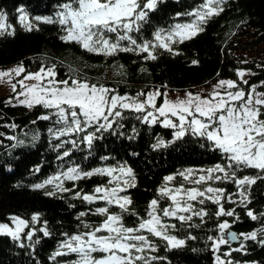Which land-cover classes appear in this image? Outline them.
I'll return each mask as SVG.
<instances>
[{
    "label": "trees",
    "instance_id": "16d2710c",
    "mask_svg": "<svg viewBox=\"0 0 264 264\" xmlns=\"http://www.w3.org/2000/svg\"><path fill=\"white\" fill-rule=\"evenodd\" d=\"M66 2L68 0H0V13L5 16L6 26L5 34L0 35V69L21 63L29 72L38 71L42 66L54 67L57 79L71 77L87 80L130 96L157 89L162 93H197L220 80L239 81L238 70L252 73L246 77L249 84L241 85L246 90L250 85H259L264 81V67H260L264 65V0H226L221 5L223 12L202 25L203 32L183 43L172 44L173 53L156 49V60H145L146 53L121 52L109 57L89 53L78 44L62 41L60 37L65 33L59 24H46L35 19L55 18L59 6ZM202 2L158 0L156 9L149 13L140 33L131 35L142 43L152 40L153 33L158 29L169 30L177 23H191L195 17L185 14L198 8ZM22 13L27 15L26 23L32 24V31H27L21 23L19 17ZM7 32L13 35H7ZM257 91H264V87H258ZM144 98L140 97L141 100ZM8 101V94H0V223L8 225L10 218L16 216L28 221L29 227L21 234L20 241L0 235V264H67L75 259V255L51 259L65 239L64 234L87 231L81 221L98 225L104 219L90 211L105 206L103 202L88 204L73 199L71 192L58 193L62 198L46 196L44 193L51 186L34 189V185L43 183L69 166L78 165L84 171L106 166L118 168L121 165L131 168L135 187L120 195H127L132 201L129 212L134 211L137 216L125 213L124 220L126 226L134 227L138 217L146 216L150 201L160 199L157 192L165 177H175L169 184L171 187L203 188L208 185L188 184L179 173L191 169L197 173L192 177L194 179L202 174L200 169L225 163L221 153L213 150L205 139L186 135L183 139L174 140L173 129L162 127L160 123H143L137 119L142 114L131 111H125V118L119 120L123 127L114 124L113 129L102 134L89 128V133L99 137L94 139L90 149L78 141L77 149L65 144L57 150L55 145L62 140L77 137L53 139L49 129L62 125L54 124L55 116L47 121L38 119L49 110L40 106L29 109ZM79 135L82 137L85 133ZM34 136L38 138L33 139ZM158 141H163L164 146L155 147ZM68 149H72L71 155L58 160V155ZM105 157L107 159H103ZM237 175L254 176L256 172L244 169ZM107 180V177L100 176L81 180L76 182V191L92 193L95 187L107 184ZM208 184L225 190L221 203L226 211L235 210V215L217 219L215 213L218 206L209 201L205 205H195L207 209L209 213L204 223L197 217L193 218L191 223L198 227L164 218L165 222L177 225V229L170 234L184 239L185 246L168 250L163 241L152 237L158 250L148 255L164 258L153 261V264H215L217 255L234 264H264V246L256 241H246L244 252L231 251L239 247L241 233L264 228V180L258 179L247 190L250 201L247 206L239 204L241 198L233 183L210 181ZM65 187L72 188L73 182L65 181ZM229 195L236 203L227 199ZM169 204L167 199L160 200L161 207H168ZM248 210L253 211L258 219L252 220L247 215ZM111 211L120 213L115 206ZM81 212L88 215L79 217ZM33 214H39L38 222L31 221ZM223 221L229 222L231 227L227 231L233 229L240 240L238 244L222 245L220 251L214 253L208 237L219 234L217 225ZM41 228H45L49 235L39 231ZM29 230L34 231L31 241L26 239ZM189 235L195 238L189 239ZM21 243L25 246L20 247ZM229 251L231 255L225 256L224 253Z\"/></svg>",
    "mask_w": 264,
    "mask_h": 264
},
{
    "label": "snow or ice",
    "instance_id": "6c2138e0",
    "mask_svg": "<svg viewBox=\"0 0 264 264\" xmlns=\"http://www.w3.org/2000/svg\"><path fill=\"white\" fill-rule=\"evenodd\" d=\"M225 2L226 0H203L198 8L185 14L195 17L191 23H177L169 30L158 29L153 33L152 40L142 43H138V39L131 34L140 33L148 21L149 13L156 9L158 0H68L59 6L60 10L55 18L35 19L46 24H59L65 33L60 37L62 41L78 44L89 53L105 57L121 52L146 53L145 60H156V49L173 53L172 44L183 43L203 32L202 25L223 12L221 5ZM19 19L27 31L33 30L32 24L26 23L27 15L22 13ZM4 20L5 16L0 13V35L5 34ZM7 35L13 33L7 32ZM251 74L238 70L236 75L239 81L220 80L207 96L189 92L183 99L170 101L167 99V93H162L159 89L130 96L121 95L115 89L87 80L71 77L57 79L54 67L42 66L37 72H29L21 63L11 70H0V83L10 84L12 91L16 93L17 104L29 109L40 106L49 110L47 114L39 116V120L47 121L53 116L56 117L54 124L62 127L49 129L53 139L60 140L61 137L74 135L77 137L62 140L55 145L57 150L65 144H71L72 149H77L79 143L86 144L90 149L94 139L99 137L95 133H89V128H94L96 133L102 134L113 129L114 124L123 127L119 120L125 118V111H131L142 114L137 116V119L143 123H160L162 127L173 129L174 140L183 139L186 135L205 139L213 150L221 153L225 161L224 164L217 163L213 167L200 169L202 174L196 179H192L194 171L191 169L179 173L188 184L208 185L203 188H187L184 185L169 187L175 177H165L164 184L157 192L160 199L150 201L146 216L138 217V223L134 227L126 226L124 220L125 213L137 216L134 211L129 212L132 201L127 195H120L128 188L135 187L134 173L125 165L118 168L99 167L90 171H84L78 165L69 166L43 183L34 185L35 190L51 186L50 190L45 191L46 196L62 198V195L57 194L71 192L73 199H80L88 204L100 201L105 205L90 210L91 214L104 217L101 223L90 225L81 221L87 231L72 235L65 233V239L60 242L51 259L75 255L76 259L68 261L67 264H153V261L163 260V257L148 255L158 250L152 237L163 241L168 250L185 246L184 239L170 234L177 229V225L165 222L164 218L177 220L181 225L198 227L199 225L191 223L193 218L197 217L204 223L209 213L207 209L197 208L195 205H205L209 201L218 206L215 213L217 219L235 215V210L226 211L221 203L225 198V190L211 186L208 184L210 181L233 183L238 190L237 195L241 198L239 204L247 206L250 202L247 190L256 184L258 179L264 180V91H257L258 87H264V81L259 85H250L246 90L241 85L249 84L244 77ZM17 77L22 78L13 83V79ZM26 81L34 83L27 84ZM18 86L20 91H17ZM142 96L145 97L143 100L140 99ZM160 97H163V102L157 106L156 101ZM8 103H11V100ZM80 133L85 135L80 137ZM160 146H164L163 141H158L155 145ZM72 149L63 151L57 159L64 160L69 157ZM244 169H254L256 175L238 176L237 173ZM93 176L107 177V184L95 187L92 193L76 191V182ZM65 181L73 182V187H65ZM161 199L170 201L169 206L161 207ZM227 199L236 203L231 200L230 195ZM113 206L120 209L119 214L111 211ZM86 215L88 213H79V217ZM247 215L252 220L258 219L251 210H248ZM10 219L14 228L0 223V235L20 241L21 234L29 227V222L16 216ZM39 219V214H33L31 217L33 223ZM230 227L228 221L220 222L217 225L219 234L208 237L214 253L219 252L222 245H230L232 241L238 240L236 233L227 231ZM39 231L45 236L49 235L45 228ZM33 235L34 231L29 230L26 239L31 241ZM240 237L242 239L239 247L231 251L244 252L245 242L249 240L264 246V238H261L264 237V228L251 233H241ZM188 238L195 237L189 235ZM19 246L25 245L21 243ZM231 251L225 252L224 255L230 256ZM96 253L102 255H94ZM215 264H232V261L222 260L217 255Z\"/></svg>",
    "mask_w": 264,
    "mask_h": 264
},
{
    "label": "rangeland",
    "instance_id": "374dc122",
    "mask_svg": "<svg viewBox=\"0 0 264 264\" xmlns=\"http://www.w3.org/2000/svg\"><path fill=\"white\" fill-rule=\"evenodd\" d=\"M195 19V18H194ZM18 65H11V66H8V67H6V68H4V69H0V70H3V71H8V70H11V69H13V68H15V67H17ZM39 71V70H38ZM32 72H37V71H32ZM246 77H247V75L244 77V79H246ZM22 77H17V78H15V79H13V83H15L16 82V80H18V79H21ZM25 83H27V84H31V83H34V81H26ZM218 82H216L215 84H213V85H211V86H207L206 88H201L202 90H200L199 92H197V93H192V94H200V95H202V96H207L209 93H211L212 91H213V87L217 84ZM17 91H20V89H19V86L17 87ZM154 91H156V90H154ZM153 92V91H152ZM166 93V92H165ZM186 93H189V92H181V93H170V92H168L167 93V99L168 100H170V101H175V100H177V99H183V98H185V94ZM191 93V92H190ZM0 94H8L9 95V100H11V103H13V104H17V101H16V99H15V95H16V93H14L13 91H12V89H11V86H10V84H8V83H6V82H3V83H0ZM20 99H23V97H20ZM163 102V97H160V98H158L157 99V101H156V103H157V106H159L161 103ZM149 110H151V109H149ZM195 175H197V173H194V176ZM194 179H196V178H194ZM169 187H171V186H169ZM206 187V186H205ZM191 188V187H190ZM167 219H169V218H167ZM9 227H12V228H14V224H13V222L11 221L9 224ZM94 255H97V256H99V255H102V254H100V253H96V254H94ZM75 259H76V257H75ZM221 259L222 260H225V261H228V259H226V258H224V257H221ZM232 264H234V263H232Z\"/></svg>",
    "mask_w": 264,
    "mask_h": 264
},
{
    "label": "water",
    "instance_id": "95a60500",
    "mask_svg": "<svg viewBox=\"0 0 264 264\" xmlns=\"http://www.w3.org/2000/svg\"><path fill=\"white\" fill-rule=\"evenodd\" d=\"M229 232H234V233H236L233 229H231V230H229ZM237 234V233H236ZM238 236V235H237ZM264 238V237H263ZM239 240H240V238H239V236H238V240L237 241H232L231 242V244H238L239 243ZM261 246V245H260ZM261 247H263V246H261Z\"/></svg>",
    "mask_w": 264,
    "mask_h": 264
}]
</instances>
